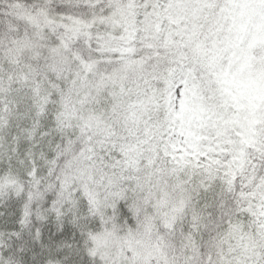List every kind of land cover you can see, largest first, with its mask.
I'll return each instance as SVG.
<instances>
[{"label":"snow or ice","instance_id":"obj_1","mask_svg":"<svg viewBox=\"0 0 264 264\" xmlns=\"http://www.w3.org/2000/svg\"><path fill=\"white\" fill-rule=\"evenodd\" d=\"M0 264H264V0H0Z\"/></svg>","mask_w":264,"mask_h":264}]
</instances>
